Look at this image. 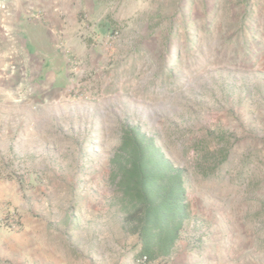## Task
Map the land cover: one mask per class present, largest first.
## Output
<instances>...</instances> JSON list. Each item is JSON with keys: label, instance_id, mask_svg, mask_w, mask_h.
Here are the masks:
<instances>
[{"label": "rangeland", "instance_id": "374dc122", "mask_svg": "<svg viewBox=\"0 0 264 264\" xmlns=\"http://www.w3.org/2000/svg\"><path fill=\"white\" fill-rule=\"evenodd\" d=\"M74 10L94 59L74 52L76 106L50 109L37 208L97 234L81 264H139L111 164L134 126L184 169L191 213L173 252L146 264H264V0H0V69L23 55L6 26Z\"/></svg>", "mask_w": 264, "mask_h": 264}, {"label": "crops", "instance_id": "0c3cea01", "mask_svg": "<svg viewBox=\"0 0 264 264\" xmlns=\"http://www.w3.org/2000/svg\"><path fill=\"white\" fill-rule=\"evenodd\" d=\"M81 22L74 10L57 23L20 17L6 26V36L16 43L14 56L23 55L9 64V73L0 69V264H81L88 257L86 241L97 248V234L90 229L88 235L81 222L62 223L65 214L56 211L55 203L49 207L46 202L45 212L34 203L47 180L50 109L65 115V109L76 106L75 99L66 97L77 86L74 52L81 60L94 59L90 51L86 57V45L74 36ZM23 25L39 34L28 39ZM19 65L22 77L13 83ZM34 184L36 189L25 195L22 188ZM8 210L19 212V230L3 226Z\"/></svg>", "mask_w": 264, "mask_h": 264}, {"label": "trees", "instance_id": "16d2710c", "mask_svg": "<svg viewBox=\"0 0 264 264\" xmlns=\"http://www.w3.org/2000/svg\"><path fill=\"white\" fill-rule=\"evenodd\" d=\"M111 164L122 193L124 229L139 238L138 256H169L191 216L184 169L134 126L123 127Z\"/></svg>", "mask_w": 264, "mask_h": 264}, {"label": "built area", "instance_id": "2783aa9c", "mask_svg": "<svg viewBox=\"0 0 264 264\" xmlns=\"http://www.w3.org/2000/svg\"><path fill=\"white\" fill-rule=\"evenodd\" d=\"M3 226L7 230L15 231L21 228V220L16 210H8L5 214L3 221ZM139 264H146L148 262L146 256H141L138 259Z\"/></svg>", "mask_w": 264, "mask_h": 264}]
</instances>
